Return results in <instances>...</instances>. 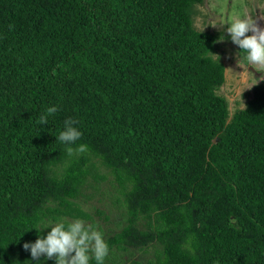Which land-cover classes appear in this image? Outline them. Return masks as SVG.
Masks as SVG:
<instances>
[{
    "label": "trees",
    "instance_id": "1",
    "mask_svg": "<svg viewBox=\"0 0 264 264\" xmlns=\"http://www.w3.org/2000/svg\"><path fill=\"white\" fill-rule=\"evenodd\" d=\"M203 2L0 0V264H57L23 244L92 221L101 168L125 215L109 252L264 264V82L231 113L215 57L231 36L196 28ZM69 118L83 153L57 139Z\"/></svg>",
    "mask_w": 264,
    "mask_h": 264
},
{
    "label": "rangeland",
    "instance_id": "2",
    "mask_svg": "<svg viewBox=\"0 0 264 264\" xmlns=\"http://www.w3.org/2000/svg\"><path fill=\"white\" fill-rule=\"evenodd\" d=\"M245 16L253 17L255 20L258 16L264 17V0H204L195 8L194 23L199 30L225 31V34H228L229 23ZM262 21L264 22V18ZM247 35H251V33L249 32ZM221 43L215 57H219L226 66V82L220 91L227 97L230 111L233 113L236 109L244 107L252 97L253 86L264 82L260 79L261 76H264V72L257 71L251 65L247 66L245 55L243 56L239 51L241 48L231 38L224 36ZM100 171L102 175H106V178L101 180L98 185L99 189L88 188L85 191L87 195L95 194V196H86L81 199L84 209L93 215L92 221L85 219L83 221L86 224H94V227L100 232L101 227L105 233L103 235L105 240L109 235L121 230L125 215H123L124 209L114 203V194L117 195V189L113 184L115 182L114 175L105 168H101ZM97 208L102 209L109 218L105 219L104 216L98 214ZM68 219L70 221L77 220ZM155 255V246H150L147 250L115 248L109 252L104 264H150V260L154 259ZM154 264L156 263L154 262Z\"/></svg>",
    "mask_w": 264,
    "mask_h": 264
},
{
    "label": "clouds",
    "instance_id": "3",
    "mask_svg": "<svg viewBox=\"0 0 264 264\" xmlns=\"http://www.w3.org/2000/svg\"><path fill=\"white\" fill-rule=\"evenodd\" d=\"M229 24L227 32L232 41L243 50L247 66L251 65L257 71L264 72V29L250 16L232 20ZM249 32L253 34L247 35ZM260 79L264 80V76ZM57 111L56 106L47 108V113L42 114L38 122L47 124L48 116ZM76 123L77 121L72 118L65 120L64 130L57 137L60 142L69 145L67 147L69 155H72L74 151L76 153L87 151V146L84 144H80L76 149L71 147L82 136V132L74 126ZM49 226L52 227L46 238L41 236L35 243L25 242L23 244L26 251L30 249L34 260L38 261L46 254L45 259L55 257L57 264H90L93 258L97 264H104L109 254V246L103 234L93 225L77 219L67 225L57 223Z\"/></svg>",
    "mask_w": 264,
    "mask_h": 264
},
{
    "label": "water",
    "instance_id": "4",
    "mask_svg": "<svg viewBox=\"0 0 264 264\" xmlns=\"http://www.w3.org/2000/svg\"><path fill=\"white\" fill-rule=\"evenodd\" d=\"M256 22L258 23V25H259L262 29H264V22L262 21V18H261L260 16H258ZM252 34H253V33L251 32V35H252Z\"/></svg>",
    "mask_w": 264,
    "mask_h": 264
}]
</instances>
